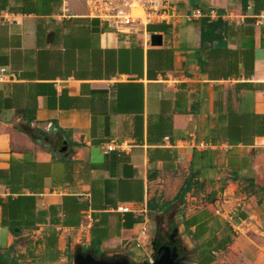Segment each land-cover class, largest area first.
<instances>
[{"label":"crops","instance_id":"crops-1","mask_svg":"<svg viewBox=\"0 0 264 264\" xmlns=\"http://www.w3.org/2000/svg\"><path fill=\"white\" fill-rule=\"evenodd\" d=\"M46 1L0 0V68L15 76L0 82V254L17 238L6 225L7 201L33 196L35 225L45 228L55 210L65 219L63 200L89 202L96 193L78 226L55 225L58 239L79 236L89 212L91 226L105 224L99 257L137 264L128 252L154 258L167 233L182 250L194 248L193 234L194 243L228 234L257 255L264 135L248 145L224 135L227 110L264 115V0H169L168 21L126 32L90 15L86 0ZM196 9L225 23L220 39L201 42L202 17L185 19ZM151 34L161 45L150 44ZM110 144L123 145L106 151ZM190 170L196 183L174 201ZM153 199L169 210L149 209ZM119 203L133 211L113 212ZM22 252L19 243L9 256Z\"/></svg>","mask_w":264,"mask_h":264},{"label":"trees","instance_id":"trees-1","mask_svg":"<svg viewBox=\"0 0 264 264\" xmlns=\"http://www.w3.org/2000/svg\"><path fill=\"white\" fill-rule=\"evenodd\" d=\"M47 4L51 6L57 4L56 0H47ZM225 23L220 19L210 20L208 17H202L198 21V26L200 30L201 42L205 41H213L221 38L219 31ZM236 87V86H235ZM225 118L227 119V123L225 126V140L231 144H243L248 145L255 136L264 135V115H256V114H239L238 112H234L232 110H227L225 113ZM39 130L36 129V132ZM30 135V134H29ZM70 144V143H69ZM243 166H245L243 164ZM234 174H237L234 171ZM13 175H15L13 173ZM195 174L190 170L188 175L183 181L182 186L179 188L177 195L174 198V201L183 202L184 196L186 193L190 192L193 188V182ZM236 177V175H235ZM19 179V177H17ZM254 183L252 178H250V185L252 186ZM9 188L12 192L14 187H11L9 184ZM32 190L35 187H27ZM250 190V189H249ZM258 191H264V186L259 187ZM96 193H94L93 200L78 202L76 198H71L64 202H61L60 210L66 216L65 219L60 223L58 219H56V215L58 214V210L53 211L55 217H52L50 223H48L43 232L37 237H32L30 234L31 230L36 228L35 221L33 218L34 210H35V200L33 196L25 197V199L19 200H11L7 201L5 204L7 210V218L8 222L6 225L8 226L11 233L16 236V240L14 245L7 249L5 253L0 254V264H26L27 261L30 264H34V262H40L41 264H55L56 261L60 257L61 251L58 248V233L55 229V225L61 224L64 227L69 226H78L82 217L83 212H85L88 208L95 209L94 202L96 199H100L99 196L96 197ZM119 200H123L122 195L117 194ZM154 199L150 200L147 204L148 208L151 210H162L167 211V203L165 205H157L154 204ZM191 224H185L186 228H189ZM105 224L95 223L90 227L89 237L90 241L87 246L82 245L80 248V253L84 254L89 252L93 257L100 256V244L102 240L107 236ZM23 231H28L27 235H22ZM31 236V237H30ZM166 236H162L158 238L157 247L162 244H165V240H167ZM192 240H198V235L193 234ZM232 239L227 234V237L224 239H219L217 236L212 237L206 241H201L200 243H196L192 253L195 255V261H192L191 264H212L214 262V251L225 249L230 243ZM24 245V252L18 253L15 257L9 256L10 252L15 251V246L17 244ZM40 247L39 251L37 248ZM68 246H66L65 251L67 256L70 257V253H68ZM38 251V253H36ZM183 251V250H182ZM181 253V257H179L181 264H188L186 257L184 256V252ZM179 256V255H178Z\"/></svg>","mask_w":264,"mask_h":264},{"label":"built area","instance_id":"built-area-1","mask_svg":"<svg viewBox=\"0 0 264 264\" xmlns=\"http://www.w3.org/2000/svg\"><path fill=\"white\" fill-rule=\"evenodd\" d=\"M86 3L88 5L90 15L109 22L117 31L123 32H126V29L130 28L136 22L145 25L150 22L168 21L171 17L170 11L172 9L169 0H86ZM134 8L140 9L142 14L139 16H134ZM199 17H202V12L198 9L185 15V19L188 21H192L193 19ZM14 77L15 76L12 71H7L4 68H0V82L5 81V79H13ZM122 145L123 144L107 145L106 151H111L115 148L121 149ZM199 146L202 147L204 145L203 143H200ZM225 148L229 147L226 146ZM112 211L123 214L132 212L133 207L129 203H119L114 207ZM223 213V211H219L218 209L215 210V214L217 215H221ZM231 217L232 212L226 213V219H230ZM91 222V213H85V219L79 226V235H82V237L80 238L82 245H86V243H88L87 241L89 238ZM43 230L44 228L38 225L32 231V234H41ZM145 231L146 228L143 227L141 230V234H144ZM136 245L140 246L138 243ZM153 261V258H148V264H152Z\"/></svg>","mask_w":264,"mask_h":264},{"label":"rangeland","instance_id":"rangeland-1","mask_svg":"<svg viewBox=\"0 0 264 264\" xmlns=\"http://www.w3.org/2000/svg\"><path fill=\"white\" fill-rule=\"evenodd\" d=\"M41 140H43V137H41ZM260 157H261L260 159L262 158L264 159V155H261ZM260 180L261 182H264V177L260 178ZM24 233L28 234L27 231H24ZM246 234L247 232H245V235ZM38 235L40 234H37V235L32 234L33 237H37ZM238 235L240 234L234 235L233 238H236ZM67 237H69V235L66 236L65 234H62L61 237L59 235L57 245L60 248L61 253H60L59 259L56 261L55 264H73V260H74L73 258L75 254L80 253V248L82 247V242L80 238L82 237V235L81 234L79 236L75 235V237L74 235L73 237L72 235H70L69 239H67ZM237 241H240V242L236 245H232V243H230L225 249L214 251L213 253L214 262L212 264H264V245H263V248L259 250L260 254L258 253L257 255H251L249 250H247L248 245H249V242L247 243V239H241V240L237 239ZM191 243L194 246L196 242L194 243V241L191 240ZM189 244L190 242L186 244V247H188L187 249H183V251L182 250L180 251L182 253L184 252V256L186 257L188 264H191L192 261H195V255L192 253L193 251H191L194 248L193 247L192 249L189 248L190 247ZM178 245L180 244L177 241V246ZM66 246H68L69 248L68 253H70V257L67 256L66 254V251H65ZM39 249L40 247L37 248L38 251ZM38 251L36 253H38ZM137 251L139 252L136 253V252L129 251L128 255H130L132 259H136L137 260L136 262H138L137 264H148L147 257H145L144 254L139 249ZM26 263L30 264L29 261H27ZM34 264H41V263L34 262Z\"/></svg>","mask_w":264,"mask_h":264},{"label":"water","instance_id":"water-1","mask_svg":"<svg viewBox=\"0 0 264 264\" xmlns=\"http://www.w3.org/2000/svg\"><path fill=\"white\" fill-rule=\"evenodd\" d=\"M149 40L152 46H159L162 43L161 35L159 34H151ZM59 151H67L66 142ZM170 238L172 239V234H170ZM180 250H182L180 245L162 244L156 248L152 264H181L178 258V252ZM73 259V264H132L126 257L121 255L93 257L89 252L84 254L77 253Z\"/></svg>","mask_w":264,"mask_h":264},{"label":"flooded vegetation","instance_id":"flooded-vegetation-1","mask_svg":"<svg viewBox=\"0 0 264 264\" xmlns=\"http://www.w3.org/2000/svg\"><path fill=\"white\" fill-rule=\"evenodd\" d=\"M170 234V233H169ZM172 240V241H171ZM165 242V244H167V243H169V244H171V245H177V240H176V238L175 237H172V239L170 238V235L167 237V240H165L164 241ZM179 256H178V258L179 257H181V253H179L178 254Z\"/></svg>","mask_w":264,"mask_h":264},{"label":"bare ground","instance_id":"bare-ground-1","mask_svg":"<svg viewBox=\"0 0 264 264\" xmlns=\"http://www.w3.org/2000/svg\"><path fill=\"white\" fill-rule=\"evenodd\" d=\"M142 13H141V10L140 9H138V8H134L133 9V15L134 16H139V15H141Z\"/></svg>","mask_w":264,"mask_h":264}]
</instances>
